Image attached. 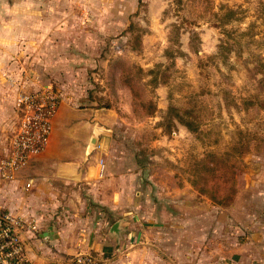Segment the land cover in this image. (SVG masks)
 <instances>
[{
	"label": "rangeland",
	"instance_id": "1",
	"mask_svg": "<svg viewBox=\"0 0 264 264\" xmlns=\"http://www.w3.org/2000/svg\"><path fill=\"white\" fill-rule=\"evenodd\" d=\"M16 7L32 11L17 94L51 90L60 105L109 108L117 149L170 171L164 180L190 185L224 212L239 199L238 212L218 220L223 236L234 234L247 217L248 180L264 176V0H16Z\"/></svg>",
	"mask_w": 264,
	"mask_h": 264
},
{
	"label": "crops",
	"instance_id": "2",
	"mask_svg": "<svg viewBox=\"0 0 264 264\" xmlns=\"http://www.w3.org/2000/svg\"><path fill=\"white\" fill-rule=\"evenodd\" d=\"M29 13L16 0H0V161L19 110L17 68ZM109 111L62 103L46 148L0 177V210L37 227L19 229L26 262L70 264L91 250L105 264H264V176L248 180L247 217L223 236L218 220L233 217L239 199L224 212L190 185L164 180L170 171L160 174L117 149Z\"/></svg>",
	"mask_w": 264,
	"mask_h": 264
},
{
	"label": "built area",
	"instance_id": "3",
	"mask_svg": "<svg viewBox=\"0 0 264 264\" xmlns=\"http://www.w3.org/2000/svg\"><path fill=\"white\" fill-rule=\"evenodd\" d=\"M59 105L60 100L51 90L20 94L18 109L21 115L10 139L8 154L0 161L1 178L7 179L46 148L52 131V118ZM30 187L31 184L26 185V188ZM24 226L30 231L37 229L35 224H27L21 218L0 210V264L26 262L25 244L19 232ZM70 264H105V261L100 254L86 250L74 255Z\"/></svg>",
	"mask_w": 264,
	"mask_h": 264
},
{
	"label": "trees",
	"instance_id": "4",
	"mask_svg": "<svg viewBox=\"0 0 264 264\" xmlns=\"http://www.w3.org/2000/svg\"><path fill=\"white\" fill-rule=\"evenodd\" d=\"M132 92H133V90H132ZM134 93H136V92L134 91ZM155 112H156V106H154V107L151 106L149 114L152 116L153 114H155ZM177 122L182 124V125H184V126H186L189 130H192V131L194 130V127L191 125V123L186 121V120H184L180 116H178ZM208 171L212 174V180L218 179L216 177L217 174H218V170H208ZM23 264H29V263L28 262H24Z\"/></svg>",
	"mask_w": 264,
	"mask_h": 264
}]
</instances>
